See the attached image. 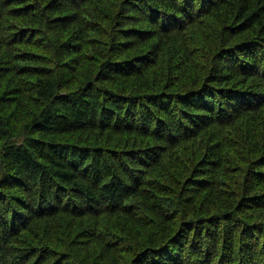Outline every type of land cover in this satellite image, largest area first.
<instances>
[{
  "label": "trees",
  "instance_id": "trees-1",
  "mask_svg": "<svg viewBox=\"0 0 264 264\" xmlns=\"http://www.w3.org/2000/svg\"><path fill=\"white\" fill-rule=\"evenodd\" d=\"M263 234L264 0H0V264H264Z\"/></svg>",
  "mask_w": 264,
  "mask_h": 264
},
{
  "label": "bare ground",
  "instance_id": "bare-ground-1",
  "mask_svg": "<svg viewBox=\"0 0 264 264\" xmlns=\"http://www.w3.org/2000/svg\"><path fill=\"white\" fill-rule=\"evenodd\" d=\"M259 33V32H258ZM90 72V71H89ZM91 73V72H90ZM89 73V74H90ZM106 75V74H105ZM99 76H101V75H99ZM102 77H103V75H102ZM103 79V78H102ZM247 84V83H246ZM248 85V84H247ZM112 87H115V86H112ZM127 88V87H126ZM113 89H115V90H113ZM131 89V88H130ZM112 90L113 91H116V92H118L117 90H116V88H112ZM128 90H129V87H128ZM127 91V90H126ZM126 91H125V94H127L126 93ZM131 92H132V90H131ZM119 93V92H118ZM112 93L110 92V95H111ZM118 97V96H117ZM116 97H114V99H115ZM125 99V98H124ZM209 119V118H208ZM211 119V118H210ZM207 121V120H206ZM211 123V122H210ZM204 124V123H203ZM209 124V123H208ZM215 128H216V126H215ZM87 138V137H86ZM88 139V138H87ZM91 139V138H90ZM83 140V139H82ZM88 141V140H87ZM84 142H86V139H85V141ZM88 143V142H87ZM58 160V159H57ZM64 167H66V166H64ZM74 171V170H73ZM76 171V170H75ZM74 171V172H75ZM215 205H217V204H215ZM245 210V209H244ZM264 235V234H263ZM262 236V235H261ZM261 239V238H260ZM264 240V239H263ZM256 244H257V242H256ZM260 244H262V242L260 243ZM260 244H259V248H260ZM208 246V245H207ZM263 247V246H262ZM62 248H64V247H62ZM254 248V247H253ZM257 249V248H256ZM261 250H259V252H260ZM257 252V251H256ZM263 252V251H262ZM205 253V252H204ZM203 254V253H202ZM206 254V253H205ZM209 254H211V253H209ZM256 254V253H255ZM259 254H261V253H259ZM252 255V254H251ZM264 255V254H263ZM33 256V255H32ZM256 256V255H255ZM260 256H262V255H260ZM34 257V256H33ZM259 257V256H258ZM210 258V257H209ZM32 259H34V258H32ZM48 260V259H47ZM257 260V259H256ZM33 261V260H32ZM262 261V260H261ZM48 263V262H47ZM262 263V262H261Z\"/></svg>",
  "mask_w": 264,
  "mask_h": 264
}]
</instances>
